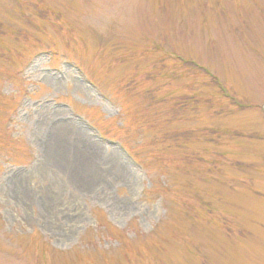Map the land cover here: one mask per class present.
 <instances>
[{"label":"rangeland","instance_id":"1","mask_svg":"<svg viewBox=\"0 0 264 264\" xmlns=\"http://www.w3.org/2000/svg\"><path fill=\"white\" fill-rule=\"evenodd\" d=\"M0 264H264V0H0Z\"/></svg>","mask_w":264,"mask_h":264}]
</instances>
